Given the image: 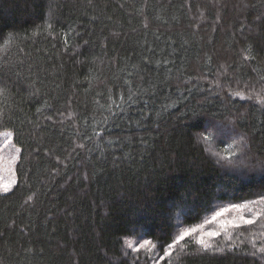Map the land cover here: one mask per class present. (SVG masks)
<instances>
[{"label":"trees","instance_id":"1","mask_svg":"<svg viewBox=\"0 0 264 264\" xmlns=\"http://www.w3.org/2000/svg\"><path fill=\"white\" fill-rule=\"evenodd\" d=\"M5 130L0 264H264V0H0Z\"/></svg>","mask_w":264,"mask_h":264},{"label":"rangeland","instance_id":"2","mask_svg":"<svg viewBox=\"0 0 264 264\" xmlns=\"http://www.w3.org/2000/svg\"><path fill=\"white\" fill-rule=\"evenodd\" d=\"M19 148L14 144L13 137L11 131L5 130L0 132V183H8L11 180H16L15 174V165L19 156ZM15 158V159H13ZM15 184V183H14ZM13 184V185H14ZM11 186V188L13 187ZM10 188V189H11ZM10 191V190H9ZM3 192V191H0ZM238 206V207H234ZM243 206V207H239ZM244 205L242 204H232L224 206L214 212L209 218L204 220L202 223L194 225L192 227H182L177 233V239L180 235H182L185 231L190 229H195L196 231L192 232L191 237L196 236L198 239L203 237L205 242L212 243L216 236H209L207 233L209 232H221L224 230H231L234 226L228 224V221H234L240 223V217L243 216L245 219L246 216L244 214ZM217 212H223V215L216 216ZM216 216V219L213 217ZM141 242L139 245H143Z\"/></svg>","mask_w":264,"mask_h":264},{"label":"snow or ice","instance_id":"3","mask_svg":"<svg viewBox=\"0 0 264 264\" xmlns=\"http://www.w3.org/2000/svg\"><path fill=\"white\" fill-rule=\"evenodd\" d=\"M247 6V5H246ZM50 27V25H49ZM245 59H248L247 56L244 57ZM236 148L239 150V155H236L235 153L233 154L232 157H230L233 166L237 169H245L248 168L250 165L248 164V162L245 160V157L247 155L246 153V148L248 147V142L247 139L245 137V135H240V139L237 140L235 142ZM15 159V158H13ZM261 170L264 171V162H261ZM15 183V180H11L8 183H0V191H3L4 193L9 192L11 186ZM31 199V197L29 198ZM234 207H238V206H234ZM239 207H243V206H239ZM223 215V212H217L216 216H221ZM216 216L213 217V219H216ZM240 220L242 221L243 224L245 225H249V224H253L254 221L251 219H245L243 216L240 217ZM230 225L236 226L238 227L239 225H236L234 223V221H228L227 222ZM196 231L195 229H190L185 231L182 235L179 236V240H183L185 236H190L192 234V232ZM207 235L209 236H216L219 235V233L217 232H209L207 233ZM147 243V242H146ZM199 243H201L202 245H205L204 239L203 237H201L199 239ZM131 246V245H129ZM141 247H143V245H141ZM205 247H207V245H205ZM261 251H264V249H261Z\"/></svg>","mask_w":264,"mask_h":264}]
</instances>
